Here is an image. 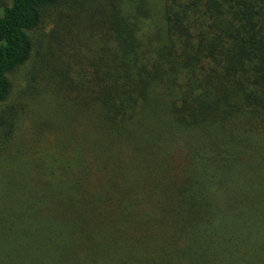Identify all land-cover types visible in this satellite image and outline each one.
I'll use <instances>...</instances> for the list:
<instances>
[{
  "label": "trees",
  "instance_id": "trees-1",
  "mask_svg": "<svg viewBox=\"0 0 264 264\" xmlns=\"http://www.w3.org/2000/svg\"><path fill=\"white\" fill-rule=\"evenodd\" d=\"M4 197L0 264H264V0L0 6Z\"/></svg>",
  "mask_w": 264,
  "mask_h": 264
},
{
  "label": "rangeland",
  "instance_id": "rangeland-1",
  "mask_svg": "<svg viewBox=\"0 0 264 264\" xmlns=\"http://www.w3.org/2000/svg\"><path fill=\"white\" fill-rule=\"evenodd\" d=\"M11 0H0V6L2 5H8L10 4ZM48 19L46 21H44L43 23V26L40 27L34 34V37L35 39H40L42 38L45 34L49 33L52 28L55 29V26H62L63 24H56V20L55 18H53L54 16H56V9H53V10H49L48 11ZM51 17V18H50ZM65 35V34H64ZM67 38H70L69 35ZM37 46H40L41 48H38V50L42 49V46L39 42L36 43ZM34 61V56L32 57V60L30 61V63L22 68L21 70L17 71L16 73H14V75L11 77V80H12V84L14 86L13 90L15 92L18 91L19 87L21 86L20 84H22L24 81H25V73L27 72V70L29 69V67L32 65ZM15 86H19V87H15ZM3 201H0V211H3L5 210L6 208V203L8 201H6V198L4 197L2 199ZM4 219H0V226H1V223L3 222Z\"/></svg>",
  "mask_w": 264,
  "mask_h": 264
}]
</instances>
